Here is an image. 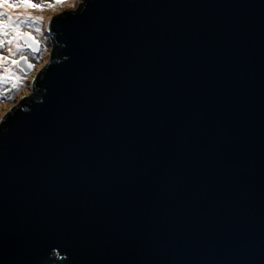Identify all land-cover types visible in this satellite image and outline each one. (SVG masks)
Listing matches in <instances>:
<instances>
[{"label":"water","instance_id":"1","mask_svg":"<svg viewBox=\"0 0 264 264\" xmlns=\"http://www.w3.org/2000/svg\"><path fill=\"white\" fill-rule=\"evenodd\" d=\"M49 31L0 119V264H264V0H84Z\"/></svg>","mask_w":264,"mask_h":264},{"label":"rangeland","instance_id":"2","mask_svg":"<svg viewBox=\"0 0 264 264\" xmlns=\"http://www.w3.org/2000/svg\"><path fill=\"white\" fill-rule=\"evenodd\" d=\"M11 3H19V0H10ZM31 3L35 4H50L54 3V0H31ZM84 0H64L61 5L54 8H47L39 11L31 8H13L8 9V15L14 19L19 17H42V22L39 24H25L20 28L21 37L19 39H13L15 33L8 29L9 35L4 36L0 33V40H3V45H0V56L6 57L7 59L0 61V119L11 111L24 97L27 89L29 88L32 80L34 79L41 63L43 60L46 44L49 36L51 35L49 27L53 18L60 16L65 13L74 12L75 10L82 7ZM3 11V9H0ZM39 27L40 32H36L35 28ZM30 34L40 44V51L33 53L26 48L23 44L22 39ZM12 40L9 44L7 41ZM19 44L21 47L17 50L16 45ZM9 49L12 51L9 52ZM21 55L27 57L29 62L34 66L32 72L24 74L18 69V64L13 65L11 61L13 59L20 61ZM19 78V80H17ZM16 83L18 87L13 88L12 85Z\"/></svg>","mask_w":264,"mask_h":264},{"label":"snow or ice","instance_id":"3","mask_svg":"<svg viewBox=\"0 0 264 264\" xmlns=\"http://www.w3.org/2000/svg\"><path fill=\"white\" fill-rule=\"evenodd\" d=\"M64 2V0H54V3H50L47 5L44 4H35V3H31V0H19V3H11L10 0H0V9H3V11H0V33H2L4 36H8L9 32L8 29L11 28V30L15 33V36L13 37V39H19L21 37V33H20V28L22 25L25 24H39L40 22H42V17H31V16H27L24 17L23 19L17 17V18H13L12 16L8 15L7 10L8 9H13V8H31V9H37L39 11H43L45 10V7L47 8H54L58 5H61ZM36 32H40L41 29L39 27L35 28ZM28 39H30L32 41L31 44H29L28 46L30 48H33V51H40L39 49V42L32 37L30 34H28ZM9 44H11L13 41L9 40L7 41ZM4 41L0 40V45H3ZM17 50L20 49V45L17 44L16 45ZM12 50L9 49V52H11ZM7 59L6 57L0 56V61H3ZM25 59V57L23 55H21V60ZM11 63L13 65H16L19 63V61L13 59L11 61ZM34 66L29 63L27 65L28 69H32ZM17 80H19V78H17ZM13 88L18 87V84L14 83L12 85Z\"/></svg>","mask_w":264,"mask_h":264},{"label":"trees","instance_id":"4","mask_svg":"<svg viewBox=\"0 0 264 264\" xmlns=\"http://www.w3.org/2000/svg\"><path fill=\"white\" fill-rule=\"evenodd\" d=\"M53 40H55V38H54V35H53ZM56 41V40H55ZM41 79V75L39 76V79H38V81L36 82V83H38L39 82V80ZM37 85V84H36ZM38 88H36V90H37Z\"/></svg>","mask_w":264,"mask_h":264},{"label":"clouds","instance_id":"5","mask_svg":"<svg viewBox=\"0 0 264 264\" xmlns=\"http://www.w3.org/2000/svg\"><path fill=\"white\" fill-rule=\"evenodd\" d=\"M29 61V60H28Z\"/></svg>","mask_w":264,"mask_h":264}]
</instances>
